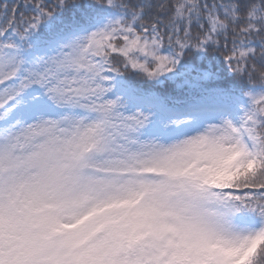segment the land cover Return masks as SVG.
Here are the masks:
<instances>
[{"label": "snow or ice", "instance_id": "1", "mask_svg": "<svg viewBox=\"0 0 264 264\" xmlns=\"http://www.w3.org/2000/svg\"><path fill=\"white\" fill-rule=\"evenodd\" d=\"M0 264H264V0H0Z\"/></svg>", "mask_w": 264, "mask_h": 264}]
</instances>
